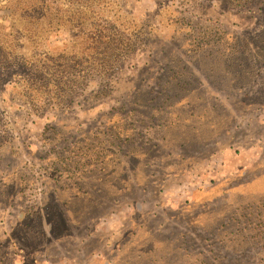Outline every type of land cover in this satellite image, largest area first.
I'll return each mask as SVG.
<instances>
[{"label":"rangeland","instance_id":"rangeland-1","mask_svg":"<svg viewBox=\"0 0 264 264\" xmlns=\"http://www.w3.org/2000/svg\"><path fill=\"white\" fill-rule=\"evenodd\" d=\"M0 264H264V0H0Z\"/></svg>","mask_w":264,"mask_h":264}]
</instances>
